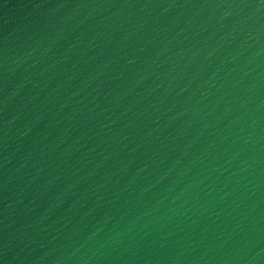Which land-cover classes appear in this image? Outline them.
<instances>
[{"label":"water","instance_id":"95a60500","mask_svg":"<svg viewBox=\"0 0 264 264\" xmlns=\"http://www.w3.org/2000/svg\"><path fill=\"white\" fill-rule=\"evenodd\" d=\"M0 264H264V0H0Z\"/></svg>","mask_w":264,"mask_h":264}]
</instances>
